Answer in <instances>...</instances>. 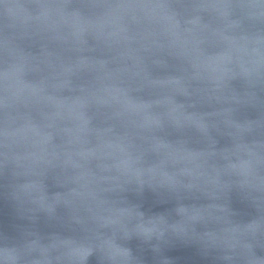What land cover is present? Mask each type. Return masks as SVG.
Wrapping results in <instances>:
<instances>
[{"label": "water", "instance_id": "1", "mask_svg": "<svg viewBox=\"0 0 264 264\" xmlns=\"http://www.w3.org/2000/svg\"><path fill=\"white\" fill-rule=\"evenodd\" d=\"M0 264H264V0H0Z\"/></svg>", "mask_w": 264, "mask_h": 264}]
</instances>
